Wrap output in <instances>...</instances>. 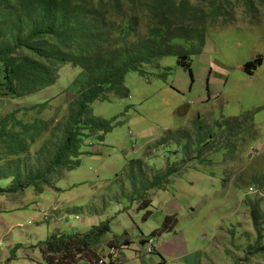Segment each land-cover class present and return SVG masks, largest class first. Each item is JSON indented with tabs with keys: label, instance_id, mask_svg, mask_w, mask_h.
I'll list each match as a JSON object with an SVG mask.
<instances>
[{
	"label": "rangeland",
	"instance_id": "1",
	"mask_svg": "<svg viewBox=\"0 0 264 264\" xmlns=\"http://www.w3.org/2000/svg\"><path fill=\"white\" fill-rule=\"evenodd\" d=\"M254 6L256 11L249 12L237 7L229 19L233 26L218 29L229 23L218 20L207 32L203 50L191 57L192 77L175 56L167 57L158 65H144V74L128 72L119 94L93 102V115L112 129L102 138L84 131L70 168L53 172L40 196L31 187L11 193L10 176L30 179L45 169L63 140L64 122L77 98L78 82H73L81 71L65 64L48 88L0 97V121L7 120L11 131H20L17 122H39L27 151L8 155L0 143V211H7L0 218L8 221L6 229L36 230L39 221L33 216L41 205L47 215L43 222L57 228L56 233L72 235L85 222H108L110 231L101 244L106 238L130 242L120 250V264H264V0ZM258 58L262 63L252 76L243 71ZM45 102L44 108L37 105ZM244 114L252 127L239 135L235 151L224 148L209 156L210 164L188 168L180 137L192 130L197 116L211 124L221 116L240 121ZM171 166L181 171L152 188L155 177ZM143 199H150L148 208H139ZM171 213L175 227L152 235ZM44 231L55 232L48 226ZM150 239L154 251L147 253L145 241ZM108 247L95 248L96 256L84 254L74 264H119L115 247L110 263Z\"/></svg>",
	"mask_w": 264,
	"mask_h": 264
},
{
	"label": "trees",
	"instance_id": "2",
	"mask_svg": "<svg viewBox=\"0 0 264 264\" xmlns=\"http://www.w3.org/2000/svg\"><path fill=\"white\" fill-rule=\"evenodd\" d=\"M256 2L262 0H0L1 98L29 96L48 88L65 64L81 71V77L73 82H78L77 98L67 113L59 147L34 178L11 175L9 191L17 193L31 187L35 196L41 195L43 187H49V176L69 167L84 131L102 138L112 129L104 119L93 115V102L119 94L128 72L144 74V65H158L167 57L175 56L177 65L192 77L191 57L203 50L207 32L217 27L218 20L229 22L237 7L256 11ZM226 26L233 24L225 23L218 29ZM261 63L262 58L250 61L243 71L251 75ZM46 103L39 107L44 108ZM237 118L221 116L210 124L197 116L191 122L192 130L187 129L180 137L185 140L183 158L189 159L188 168L210 164L209 156L224 148L236 150L239 135L249 134L252 127H248L249 115H242L240 121ZM37 124L14 123L21 127L14 132L8 129L7 120L0 121V143L8 155L27 151V141H33L39 133H31ZM180 171L166 167L151 186L162 187ZM149 205L142 202L139 208ZM170 219L166 217L152 235L170 231ZM109 231L105 222L86 233H55L34 249H38L44 264H74L84 254L88 258L96 256V246Z\"/></svg>",
	"mask_w": 264,
	"mask_h": 264
},
{
	"label": "crops",
	"instance_id": "3",
	"mask_svg": "<svg viewBox=\"0 0 264 264\" xmlns=\"http://www.w3.org/2000/svg\"><path fill=\"white\" fill-rule=\"evenodd\" d=\"M209 36V34L206 35L205 38V44H206V39ZM205 46V45H204ZM257 68V67H256ZM243 69V68H242ZM255 72L257 71V69L254 70ZM253 75V71L252 74L250 76ZM154 188V187H152ZM36 196H40V195H36ZM28 202H31V199H28ZM142 202H144L145 204L147 202H149L151 204L150 199H143ZM1 204V202H0ZM150 206V205H149ZM40 208H43V206H38L35 207V211L34 212V219H37L38 222V227L36 230H34L33 232H17L14 230V228H16V226H9L8 229L7 228V224L8 221L1 217L0 218V226H3V231H1L0 233V242L2 243V245L0 246V264H43L42 262V257L41 254L39 253L38 249H34V246L39 243L42 242L44 240H46L47 238H49L52 233H56V229L54 228V226H51V224L46 225V222H43V219L46 220V216L44 215V212L41 211ZM19 209L18 207L14 209L17 210ZM13 211V210H11ZM0 212H7V211H0ZM48 212V211H47ZM169 214V213H168ZM166 215L164 217V219L166 217H173L174 222H170V226L169 228H174L176 225V217L174 214H170V215ZM163 219V221H164ZM45 226H48V229L51 230V228L55 231V232H48V231H44ZM97 225H90L87 222L84 223V227L82 231L76 230L74 231V233H86L88 232V228L91 227V229L93 227H95ZM170 229V230H172ZM60 233H64L62 231H59ZM156 236V235H155ZM159 236V235H157ZM101 241H103L102 239H100V244ZM144 241L141 240V242ZM146 242V241H145ZM108 243V245L115 246L117 252V262L119 263L121 261H123V256L120 253V250L126 246H130V242L129 240L126 239H122V240H116V239H112V238H106L104 240V243L101 244L100 246H96V248L103 246L104 244ZM107 245V246H108ZM113 248V247H111ZM108 250H110V247H108ZM154 251V248H153ZM96 253V252H95ZM13 256H10V255ZM97 254V253H96ZM131 256V255H130ZM156 261H152L151 264H155Z\"/></svg>",
	"mask_w": 264,
	"mask_h": 264
},
{
	"label": "built area",
	"instance_id": "4",
	"mask_svg": "<svg viewBox=\"0 0 264 264\" xmlns=\"http://www.w3.org/2000/svg\"><path fill=\"white\" fill-rule=\"evenodd\" d=\"M152 244H153V240L152 239L146 241L145 252L151 253L153 251ZM115 253H116L115 249L114 248H110L109 256H110V258H113L112 260H110V263H112L115 260L114 259L115 258ZM95 264H104V263H103V260H98L97 262H95Z\"/></svg>",
	"mask_w": 264,
	"mask_h": 264
},
{
	"label": "bare ground",
	"instance_id": "5",
	"mask_svg": "<svg viewBox=\"0 0 264 264\" xmlns=\"http://www.w3.org/2000/svg\"><path fill=\"white\" fill-rule=\"evenodd\" d=\"M47 104V103H46ZM37 105H39V104H37ZM35 106V105H34ZM37 107V106H36ZM35 108V107H34ZM40 108V107H39ZM32 110V109H31ZM52 139V138H51ZM37 197V196H36ZM41 209V211L43 212V211H45L46 209H44V208H40ZM5 211V210H4ZM29 223V222H28Z\"/></svg>",
	"mask_w": 264,
	"mask_h": 264
}]
</instances>
